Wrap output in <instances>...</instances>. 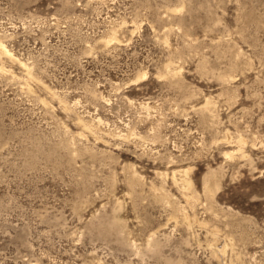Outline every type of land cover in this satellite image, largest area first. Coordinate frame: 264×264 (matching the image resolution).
Masks as SVG:
<instances>
[{"label": "rangeland", "instance_id": "1", "mask_svg": "<svg viewBox=\"0 0 264 264\" xmlns=\"http://www.w3.org/2000/svg\"><path fill=\"white\" fill-rule=\"evenodd\" d=\"M0 264H264V0H0Z\"/></svg>", "mask_w": 264, "mask_h": 264}]
</instances>
